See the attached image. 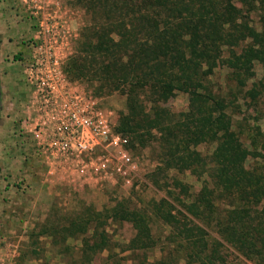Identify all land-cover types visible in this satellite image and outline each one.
I'll use <instances>...</instances> for the list:
<instances>
[{"label": "trees", "instance_id": "16d2710c", "mask_svg": "<svg viewBox=\"0 0 264 264\" xmlns=\"http://www.w3.org/2000/svg\"><path fill=\"white\" fill-rule=\"evenodd\" d=\"M68 2L85 18L63 66L66 80L86 84L97 98L123 97L113 129L131 151L152 147L155 185L166 187L174 172L188 173L199 188L191 192L171 177L175 195L189 202L186 213L149 202L119 200L101 210L79 202L73 214L50 209L29 235L47 239L52 252L69 257L66 264H91L103 252V264H233L225 249L264 264V111L256 109L264 107V72L256 78L253 70L264 69V0ZM220 70L225 92L211 81ZM177 92L187 104L174 113L167 102ZM241 103L254 115L243 116ZM200 145L211 151L202 154ZM122 223L133 234L114 242L108 227ZM30 253L37 257L25 251L19 261Z\"/></svg>", "mask_w": 264, "mask_h": 264}, {"label": "rangeland", "instance_id": "374dc122", "mask_svg": "<svg viewBox=\"0 0 264 264\" xmlns=\"http://www.w3.org/2000/svg\"><path fill=\"white\" fill-rule=\"evenodd\" d=\"M54 13V20L61 26L60 67L72 55L76 40L85 15L82 10L71 6L68 0H50ZM33 9L28 0H0V262L8 264H66L69 257L56 255L49 247L48 240L30 236V231L38 226L45 218L47 212L73 214L79 202L101 210L119 200H127L132 206L140 207L149 202L155 207L162 206L164 211L178 214L185 212L184 197L177 194V187L172 186V178H177L190 186L191 192H196L199 182L188 173L175 174L170 172V179L166 187H158L149 178L157 166L152 147H145L132 151L142 158L144 163L143 174L140 175L133 186L119 187L104 184L102 187L79 186L66 175H48L43 165L31 154L29 143L23 137H16L19 120L25 115V106L29 96L24 83L23 66L30 53L28 42L35 34V24L39 21V14L34 16ZM253 20L255 16H251ZM14 56H18L15 59ZM254 74L259 78L264 69L260 64H254ZM65 77V75H64ZM224 70L216 73L211 81L219 85L223 91L228 90ZM66 79V78H65ZM68 81V80H67ZM83 90L92 95V88L76 81ZM226 84V85H225ZM100 103L112 113L113 125L116 123L118 112L124 109L123 97L113 94L109 97L98 98ZM187 96L177 92L168 102L167 107L172 112L186 109ZM241 114L250 118L254 111L245 108L241 103ZM263 110V106L256 108ZM241 115L234 117L240 119ZM264 128V121L261 122ZM197 150L202 154L209 153L211 147L200 145ZM179 196V197H178ZM188 212V209L186 210ZM156 232L161 230L157 224L153 225ZM168 229V228H167ZM154 231V230H153ZM154 231V232H155ZM108 232L112 240L125 243L132 236L133 231L128 223L109 225ZM65 243L77 248L79 242L68 238ZM37 252V257L31 254L23 262L25 251ZM52 250V251H51ZM105 252L95 257L91 264H103L100 259ZM155 255L158 253L155 251ZM225 258L233 264H255L243 260L230 249L224 250ZM20 256V258H18ZM76 258V251H73Z\"/></svg>", "mask_w": 264, "mask_h": 264}, {"label": "built area", "instance_id": "2783aa9c", "mask_svg": "<svg viewBox=\"0 0 264 264\" xmlns=\"http://www.w3.org/2000/svg\"><path fill=\"white\" fill-rule=\"evenodd\" d=\"M28 2L39 21L28 42L22 73L29 96L15 136L28 141L48 175H66L79 186H133L145 168L142 158L129 149L127 137L114 131L111 111L65 79L62 30L50 0Z\"/></svg>", "mask_w": 264, "mask_h": 264}]
</instances>
